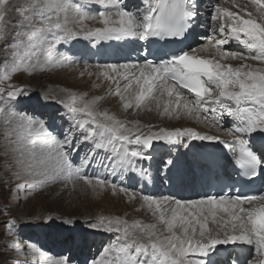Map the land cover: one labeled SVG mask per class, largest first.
Listing matches in <instances>:
<instances>
[{"label":"snow or ice","instance_id":"1","mask_svg":"<svg viewBox=\"0 0 264 264\" xmlns=\"http://www.w3.org/2000/svg\"><path fill=\"white\" fill-rule=\"evenodd\" d=\"M86 2L100 5L102 10L84 12L72 0H0V40L6 41L12 35V41L7 44L11 50L10 55L13 60L20 58L22 61L21 64H13L12 71H19L22 67L24 71L31 72L37 68L41 46L49 35L54 41H59L83 33L84 39L95 43L126 38L144 41L149 38H182L189 32L197 15L196 0H142L143 6H137L135 10H128L124 0ZM248 3L255 7L261 22H257L247 5H237L236 0H232L239 11L217 5L211 16L212 21L224 20L215 26L223 38L215 41L207 38L205 44L191 52L172 54L158 63L146 59L142 64L104 66L126 82L123 85L124 91L133 94L137 108L148 100L156 99V91H160L161 95L166 92L169 97L175 96L176 107L182 105L188 114L201 111L215 113L217 108L214 105H218L239 122L238 126L227 132L231 140L202 135L192 129H161L158 133L142 138L139 132L133 134L124 122L114 116L98 112L95 105L102 98L86 102L84 96L73 95L71 102L66 105L73 124L64 131L62 140H57L43 122H37L26 115L19 117L15 128H5L4 139L9 144L17 145L16 151L21 157L18 164L24 173L33 178V184L58 179L69 182L79 180L93 189L103 188L109 184L107 180L89 177L84 173V169L91 163V155L81 158L79 166L73 165L72 152L78 151L81 143L93 140L97 149L110 147L121 164H124L131 163L129 157L149 158L144 155L143 149L150 148L153 139L171 145L176 138L187 136L191 139L217 141L230 149L235 164L246 176H256L258 169L264 174V147L258 151L249 139L244 138L252 137L254 133L264 134V67H253L247 63L233 67L223 62L251 59L264 64V0H248ZM86 20L98 21L103 26L87 28L84 24ZM70 23L80 25V30H74L69 26ZM230 38L254 50L253 54L249 56L222 50L221 46L227 44ZM210 48L215 49L219 59L197 55ZM121 69L124 71L121 72ZM103 75L114 80L109 71H104ZM9 79L11 76L5 72L0 82ZM114 82L117 86L113 94L120 97L125 109L133 107L132 100L121 93L120 82ZM183 89L194 94V98L185 97ZM24 91L23 88L9 85L6 93L8 99L3 100V103L7 105L9 100L16 101ZM3 93L4 89H0V100L3 99ZM164 111H169L167 104ZM0 118L6 126L12 124L15 119L12 107H0ZM212 123H217L215 115ZM13 135L15 139H11ZM95 138H99L98 142ZM125 143L138 145L140 149L129 150ZM167 163L172 164V161ZM112 167L114 170L116 166ZM111 188L115 192L117 185L111 184ZM119 191L128 192L123 187ZM130 198L135 199V196ZM142 201L143 206L164 226L163 232L157 231L156 224L134 221L129 225L127 220L119 217L108 218L105 223L106 218L101 217L99 223L91 227L103 225L104 231L116 235L91 264H216L213 256L218 254V246L228 244L252 246L255 255L246 264H264V195L243 198L239 195L208 196L200 200L144 195ZM255 201H259L258 207L243 206ZM210 220L217 226L215 230L209 227ZM13 224L15 221H10L9 228ZM61 264L67 262L62 261ZM232 264L238 262L233 260Z\"/></svg>","mask_w":264,"mask_h":264},{"label":"bare ground","instance_id":"2","mask_svg":"<svg viewBox=\"0 0 264 264\" xmlns=\"http://www.w3.org/2000/svg\"><path fill=\"white\" fill-rule=\"evenodd\" d=\"M202 1L203 0H196L197 15L195 19L192 21V27L190 28V32H191L190 39L193 41L188 44V48H190L189 52H191L192 49H196L201 45L205 44L207 42L208 34L211 35L210 38L213 41H215L216 39L223 38L222 34L219 33L218 28H215V26L221 22H224V20L212 21L211 19V16L214 14V10H215L214 6L216 5L215 4L216 0H208V4L210 7V12H209L210 15H208L206 19L204 14L202 13ZM72 3L75 5L78 4L77 6L80 7L82 11L88 13H95L98 9H101L100 5L86 2V0H72ZM236 4L247 5V9L253 13V17L257 19V22H261L259 14L255 10V7L249 4L248 0H236ZM85 5L87 6L86 9H85ZM128 6L129 7L131 6L130 10H135L137 6L140 7L143 6L142 0H129ZM220 7H226L232 11H239V9L232 4V0L225 1L220 5ZM71 18L72 16L70 13L69 16L70 21ZM224 19L226 20V18ZM84 24L87 28H95V27L103 26L98 21H94V20H86ZM69 26L72 27L74 30L77 31L80 30V25L78 24L70 23ZM143 41L138 38H126L120 41L109 40V41H100L99 43H95L93 40L84 39L83 33L71 39L54 41L52 37L49 35L48 40H46L45 43L41 46L39 66L33 69V71L34 72L39 71V68L43 69L40 71V74L44 76L45 74H48L49 68H54L55 64H58L59 68L67 67L65 72L66 74L64 73V71L61 73L59 72L58 76L53 75L51 80L53 81V79L57 77H60L61 79L66 78L67 80L70 79L69 81L72 80L77 81V79H81V81H78L79 84L87 86V88L82 91V96H84V98H89L91 100L95 98H100L102 96V92H105V95L107 97L104 100L102 99L97 100L95 105L96 110L98 112H107L109 115L114 116L116 119L124 122L126 127L132 130L133 134L139 132L142 135V138L148 136L151 133H158L161 131V129L165 131H174L176 129H180L181 131H183L185 129H192L202 135L215 136V137H219L220 139H231V137L227 135L228 130H226V126L224 124L212 123V117L214 115L216 114L220 115V113L228 114L226 110L220 108L218 105H214L217 108V111L215 113L211 111H208L206 113L201 111L198 114L196 113L191 114L192 123H190L189 125V123H182V119L185 120L184 118H173L175 114L179 112H184V111H185L184 113L187 112L182 107V105L180 108H177L175 96L169 97L166 92L163 93V95H161L160 91L154 92V96L156 97V99L146 101L139 108L135 106V101L132 93H128V92L125 94L123 93V95H125L127 99H131L133 102V107L125 109L123 107L124 102L121 99L120 101H118V96L113 94L115 89L112 91L111 88L107 89L105 85V87H103L99 91H96V88L97 89L100 88V84L102 83L111 84L114 87L117 86L116 83L114 82L117 80L121 82L120 85H122V89H123L124 83L122 82L123 80L121 79V77L118 76L116 73H112L110 72V70L105 69L104 66L102 65H107L109 61L111 64L112 63L142 64L143 60L140 58L141 55L137 53V49L139 48V50H141ZM121 48H123V54L119 56L116 51L121 50ZM221 48L224 51L243 53L249 56L252 55L254 51L247 49L243 44H241L239 41L235 40L234 38H230L229 42L221 46ZM60 50H65V51L60 52ZM197 55L203 58L219 59V57L216 55L215 49L212 48H210L208 51L205 52H199L197 53ZM223 62L229 63L233 67H238L243 63H247L253 67H264V64H261L260 62L251 59L226 60ZM34 63L37 62L35 61ZM81 64L83 66L81 68L78 67V65ZM45 65L48 66L47 69H44ZM72 69L74 71H72ZM104 71H109V74L113 76L114 80L107 79L103 75ZM120 71L123 72L124 70L121 69ZM51 73L55 74L56 72H53L52 70ZM33 79L36 80V78ZM32 87H34V84L32 85ZM51 88L54 95L58 97L64 95V91L62 90V88H59L57 86L56 87L51 86ZM182 92L185 97L189 99L194 98V94L189 93L185 90H182ZM115 102L117 103L118 107L115 109V112H113L112 110H110V106ZM158 104L159 106H157ZM166 104L169 106L168 112L164 111ZM32 108H34V110ZM32 108L29 109L32 111L31 113H34L37 107L35 106ZM141 109H144L145 111L142 112ZM196 116H199L200 118L198 119L196 118ZM173 119L176 122H173ZM236 123H237L236 126H238L239 122ZM146 125H150L149 128L148 126L146 127ZM57 134L58 132H56L53 136L56 137ZM244 138L254 142V145L258 150L264 147V134L254 133L252 134V137L245 136ZM95 139L98 142L99 138H95ZM153 140L155 141L156 139ZM196 140L197 139H191L190 137L183 136L176 138L174 143L171 145L163 140H157L156 145L152 149H143L144 155L149 158L139 159V158L129 157L131 163H124V164H121L119 157L111 151L110 147L108 149H97L95 148V143L93 142V140H90L88 142H85L84 146H82L81 148L84 149L85 147V151L89 147L92 148L94 154L91 157H93V160H95V162L98 163L97 166L102 165L103 169L109 171L111 176L107 179L109 182L110 179H113V183L110 182L108 185H106L103 188L97 187L96 189H93L92 187L90 186L88 187V185H85L83 182L80 181H75L74 183L73 181L72 182L67 181L68 182L67 186H72L71 190L72 192H74V200L73 199L72 200L75 204L74 205L75 207L73 208L69 207V205L65 206L64 203H62L63 201L62 202L60 201L61 199L62 200L65 199L64 193H60L59 191L62 188L63 184L57 185L55 183L57 186L53 185L54 187H52V191L50 193L49 198H51V200L54 199L57 200L56 202H54L55 200L53 201L54 202L53 207H56L55 210L58 211L59 213H62L64 217L67 216L66 213L70 212L75 214V216L73 217L81 218L83 216L84 220H89L90 222H93L92 221L93 218L90 215L91 213H93V215L99 214L100 216L107 215L112 219L119 217L122 220H127L129 225H131L134 221H141L143 224H156L157 231L163 232L164 226L158 223L157 217L153 216L152 212L146 206H143L142 196L148 195L155 198H161L167 196L172 199H179V200L201 199L200 191L203 190L206 186L205 185L206 178L204 173L210 172L211 163L214 161V158H210L208 157V154L205 155V153L202 152L205 151L211 153L212 155H215V153L211 152L210 145H207V148L205 150H202V147L201 145H199L200 144L199 142L211 144L212 142L215 141H208V140L196 141ZM88 144H90V146H88ZM37 145L39 146V142H37ZM125 146L129 150L140 149V146L135 144L128 145L125 143ZM117 147L118 148L120 147L119 143L117 144ZM169 160L172 161V164L167 163ZM222 164H223L222 170L225 171V173H228L231 167L229 160L224 158L222 160ZM112 165L116 166L114 170ZM144 168H146V171H144ZM84 171L86 172V174L89 171L90 176L92 177H93L92 172L93 173L98 172V170H94V171L91 170L92 171L91 172L90 170L87 169H84ZM31 180L33 181V179L30 178V181ZM63 182L66 181L63 180ZM52 183L53 182H45L44 184L41 185H43V187L46 188ZM35 184L37 186V183H34V185ZM111 184L117 185V189L115 192H113L111 188ZM120 187L126 188L128 192L127 193L120 192L119 191ZM131 196H135V199L130 198ZM26 198L27 195H24L20 199H24L25 201ZM35 201L36 199L34 201H30L31 203L24 204V207L26 208L28 206V208H30L31 204L32 205L36 204ZM47 203L48 201L46 202V204ZM55 203L57 204L55 205ZM243 206L245 208L258 207L259 201H255L253 202V204H245ZM89 207H94L96 209L94 210V212H92V210H89ZM41 213L42 212L38 211V213L35 215V219H40L42 217ZM221 215H223V213H221ZM51 222L52 221H50V224ZM84 222L82 221V224H84ZM76 223H80V221ZM94 223H99V222H94ZM68 224L70 225L69 228L71 229L72 232L66 233L63 236L56 238L54 241H52L53 244L49 243L47 240L49 233L44 234V232H46L45 231L46 229L45 230L38 229L41 232L39 236L40 239L38 240L36 239L35 241H38L43 246H45L46 244L55 245V242L60 244V242L62 241L63 242L72 241L75 250L74 248L69 250L71 252L74 251L73 253H75L76 250L77 251L79 250V252L76 255L83 252H85L88 255V253H90L88 251L89 246L92 245L93 247H97L99 249L100 245H102L103 242H105L104 239H106V236L104 235V226L93 228L91 227V225L87 226L85 224L86 227L82 226V229L84 231H87V233H85L84 236H82L80 234V231L76 229V227H74L75 224L74 225L72 223H68ZM26 227L27 226L23 227L24 228L23 231L27 232L26 233L27 235L29 234L32 235V233L38 232L37 228H39V226L38 227L33 226L32 228V225H28V227L32 228V231L30 230L27 231ZM209 227L212 228L213 230L217 228L215 224L211 223V220L209 221ZM163 234L167 235V233H163ZM107 235H116V234L107 232ZM32 248L31 249L30 247L28 248L31 253L34 252V249L32 250ZM218 249L219 252L217 255L213 256V260H215L218 255L227 258L228 254L230 255L232 254L235 255L239 263L246 264L247 260L252 259L254 257V256L251 258L249 257L254 253V249L252 246H248V245H240V244L219 245ZM56 250L58 251V249ZM234 251H236V253H234ZM81 255L76 257L83 259L84 256ZM72 257L73 256H71V258ZM94 258L98 259V256L92 257V260ZM46 259L47 258H45V260ZM60 260L61 259L59 258L57 262L61 263L62 261H68L67 264H69L70 262L69 261L70 259L69 260L64 259L61 261ZM226 262L227 260L220 262L218 261L216 262V264H226Z\"/></svg>","mask_w":264,"mask_h":264},{"label":"rangeland","instance_id":"3","mask_svg":"<svg viewBox=\"0 0 264 264\" xmlns=\"http://www.w3.org/2000/svg\"><path fill=\"white\" fill-rule=\"evenodd\" d=\"M225 1H229V0H216L215 2L216 5L214 7H216L217 5L220 6ZM124 2L127 5L128 10H130L131 6L130 7L128 6L129 0H124ZM86 8L87 6L85 5V9ZM209 12H210V7L208 4V0H203L202 1V13L205 16V19L208 17V15H210ZM210 37L211 35L208 34V38ZM11 41H12V35H9L6 41L0 40V77H3L5 72H7L11 76V79L3 80V82H0V89H4V93L2 94L3 99L0 100V107L7 108L11 106L12 111L15 114V119L13 120V123L7 126L4 124L3 119L0 118V264H49V263L59 264L60 262L59 263L57 262L59 258L61 260L70 259L69 264H91L92 257L98 256L99 258L101 253L103 252V249L109 246V244L115 239V235H107V232L104 231V235L106 236V239H104L105 242H103V244L100 245L99 249L91 245L88 247V251L90 252L88 253V255L85 252L76 255L79 252V250L78 251L76 250L75 253H73L74 251L71 252L69 250V249L74 248V244L72 241H65V242L62 241L60 242V244L55 242V245L46 244L45 246L41 245L38 241H35L36 239L37 240L40 239L39 236L41 232L38 229H43V230L46 229L45 230L46 232H44V234L49 233L47 240L49 243H52V241H54L56 238L61 237L65 235L66 233L72 232L71 229L69 228L70 225L66 223V221L72 220L71 223L73 225L75 224L74 227H76V229L80 231V234L84 236V234L87 233V231H84L82 229V226L86 227L85 224L87 226H90L94 224V222H99L101 217L106 218L105 220V223H106L107 219L110 217L107 215L100 216L99 214L93 215V213H91L90 215L93 218L92 219L93 222H90L89 220H84L83 216L81 218L73 217L75 216V214L70 213V212L66 213L67 216L64 217L62 213H59L58 211L55 210L56 207H53L54 206L53 203L56 202L57 200L56 199H54L55 201L51 200V198H49L50 193L52 191V187H54L53 185L63 184L62 188L59 191L60 193H64L65 199L64 200L59 199V200L61 202L63 201L62 203H64L65 206L69 205V207L73 208L75 207L74 206L75 204L73 202L74 192H72L71 190L72 186H67L68 184L67 181L63 182V180H59V179L52 181L53 183L47 186L46 188H44L43 185H41L40 183H37V186L36 184L34 185L33 181L32 180L30 181V178L31 179L33 178L31 176L26 175L23 169L21 168V165L18 164V160L20 159V154L18 151H16L17 145L9 144L4 139L5 128L6 127L15 128L16 123L19 120V117L26 115V116L32 117L37 122H43L45 127L48 129V131H50L53 135L56 132H58L55 138L57 140H62L64 131L68 129L70 125L73 124V121L69 119L71 114L68 113L66 105L71 102V98L73 95H76L77 97L82 96V91L86 89L87 86L79 84L78 81H81V79H77V81L76 80L69 81L70 79L67 80L66 78L61 79L60 77H57L53 79L52 81L51 78L53 75L58 76L59 72L60 73L63 71L64 73L66 72L67 67L59 68L58 64H55L54 68H49L48 74H45L44 76L40 74V71H41L40 68H39V71H36V72H34L33 70L31 72H27V71H24L23 68L21 67V70L13 72L12 71L13 64H21L22 61L20 58L13 60L12 56L10 55L11 50L7 47V44L10 43ZM21 51L23 53L24 50L22 49ZM61 51H65V50H60V52ZM116 52L119 56H121L123 54V48H121V50L116 51ZM34 62L35 61H33V63ZM108 64H111L110 61L107 63V65ZM82 66H83L82 64L78 65V67L80 68ZM102 66H105V65H102ZM47 68L48 66L45 65L44 69H47ZM51 69L53 70V72H56V73L55 74L51 73L52 72ZM72 71L74 70L72 69ZM33 78H36V80H34ZM122 82L125 84L124 80ZM33 84H34V87H32ZM9 85L16 87V88H23L25 91L22 95L17 97L16 101L9 100L8 104L5 105L3 103V100L8 99L6 93H7V90L9 89ZM105 85L107 89L111 88L112 91L116 88V86L114 87L111 84L102 83L100 84V88L98 89L96 88V91H99L100 89L105 87ZM51 86L53 87L57 86L59 88H62V90L64 91V95L61 97L54 95L53 91L51 90L52 89ZM123 89L121 85V93L122 94L127 93ZM101 97H102V100H104L107 97L105 95V92H102ZM84 99L86 102L92 101L89 98H84ZM118 101H120L119 96H118ZM30 106L37 107L34 113H31L32 111L29 108H32V107ZM117 107L118 105L115 102L110 106V110L115 112V109ZM32 109L34 110V108ZM141 111L143 112L145 110L141 109ZM184 112H179L175 114L173 118H184L185 120L182 119V123H189L190 125V123H192V116L191 114L189 115ZM215 116L217 119L216 124H220V123L224 124L226 126V130H229L234 127L233 121L235 123V126L237 125L236 122L238 121H236L232 116H229L223 113H220V115L216 114ZM173 122H176V121L173 119ZM147 126L149 128L150 125H146V127ZM77 136L80 139H82L79 133H77ZM11 139H15V135H13ZM196 141H195V144H196ZM37 142H39V140ZM85 142H88V141H85ZM85 142L80 144L78 151L74 150L72 152L71 157L72 159L73 158L74 159L73 160L71 159V160L74 166H79L81 158H83L84 156L86 155L93 156L94 154V152L92 151V148L90 147L86 151H85V147L84 149L81 148L82 146H84ZM88 146H90V144H88ZM91 164H93V166L98 165V163L95 162V160H93V157H92L91 163L88 166H90ZM97 167L102 168V165L97 166ZM144 171H146V168H144ZM17 173H20V175L17 176ZM84 173L86 174L85 171ZM92 174H93V178L98 177V172L96 173L92 172ZM86 175H88L89 177H92L90 176L89 171ZM36 179L38 180L39 178H36ZM102 179H107V177L106 178L103 177ZM76 181H79V180H76ZM74 182L75 181H73V183ZM110 182L113 183V179H110ZM24 195H27V198L25 201L24 199H20ZM35 199H36L35 205L31 204L30 208H28V206L26 208L24 207V204L31 203L30 201H34ZM47 201L49 204L48 203L46 204ZM57 203H55V205ZM95 209L96 208L94 207H89V210H92V212H94ZM38 211L42 212L41 213L42 217L40 219H35V215L38 213ZM27 216L28 217L31 216V217L28 218ZM10 221H15V224H13L11 228H9L8 226ZM50 221H52L51 222L52 225L50 224ZM78 221H80V223H76ZM82 221L83 222L85 221L84 224H82ZM28 225H32V228L33 226H36V227L39 226V228H37L38 232H34L32 233V235L31 234L27 235L26 234L27 232L23 231L24 230L23 227L27 226L26 227L27 231L28 230L32 231V228L28 227ZM100 227H103V225ZM62 245H65V246H62ZM31 246L34 248H32ZM29 247L30 249L32 248V250L34 249V252L31 253L30 250L28 249ZM56 249H58L59 252ZM234 253H236V251H234ZM80 255L84 256L83 259L77 258ZM229 255L230 254H228L227 258H225L224 256L221 257V255L220 256L218 255L214 261L220 262V261L227 260L226 264H232V261H233L232 254L230 256ZM71 256L73 257L71 258ZM253 256H254V253L249 257L251 258ZM45 258L47 259L45 260Z\"/></svg>","mask_w":264,"mask_h":264},{"label":"water","instance_id":"4","mask_svg":"<svg viewBox=\"0 0 264 264\" xmlns=\"http://www.w3.org/2000/svg\"><path fill=\"white\" fill-rule=\"evenodd\" d=\"M152 146H153V141H152Z\"/></svg>","mask_w":264,"mask_h":264}]
</instances>
